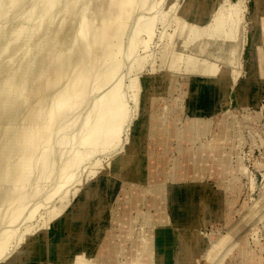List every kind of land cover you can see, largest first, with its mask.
<instances>
[{
  "label": "bare ground",
  "instance_id": "6f19581e",
  "mask_svg": "<svg viewBox=\"0 0 264 264\" xmlns=\"http://www.w3.org/2000/svg\"><path fill=\"white\" fill-rule=\"evenodd\" d=\"M56 1L58 2V0ZM56 1L35 0V7H32L34 5V2L32 0L33 4L31 3L32 6L30 5L32 9L29 10L28 14L26 13V8L28 7L27 9H29L30 7L25 6L24 11L28 16H26V14H23L24 5L22 6L23 12L21 13L20 18L15 16L17 19L16 24L18 23V20H21L25 16L26 17L24 20H26L27 18L26 21H29L28 23L30 26L32 20L36 23V20L33 19L35 16L36 19L38 18L40 20L37 21L39 23H36L34 27H32L33 26L32 24L31 28L29 29L27 28V30L26 28L21 29V26L19 28L17 25V27L19 28L18 29L15 25L14 28H16L17 30L14 31L15 29H13V32L9 34V36L13 35L15 39L14 41L13 37L11 36L9 38V39L12 38L11 45L15 47L18 46L15 43L19 38L17 37L16 40V36L18 35L21 36V34L23 33L25 36H28V39H26L27 37L24 38V35L21 36L20 38L23 37L24 40L26 39L25 41H27V43H24L25 45L27 44L28 46V44H32V46H34V48L31 47L34 50L33 53L35 55L34 59H33L34 55L32 54V58L30 59L31 62L29 63L30 61L29 60L28 63H25L28 60L29 54L28 56H26L27 58L26 59L24 54L26 53L25 52L26 50L22 49V47L20 46L19 47L23 50L20 51L21 53L20 55L24 56L23 60L25 58L24 63L23 61H21L22 64L9 65L11 64V62H8V64L5 62L2 63L1 62L2 60L0 58L1 60L0 61V233L2 230L8 228L7 226L9 225L8 222L9 223L14 222L15 224L16 221L21 218L22 216L21 213L23 209H26V204L30 197L32 198V200H30V203H32L33 201L37 202V200H39V198L34 200L35 198L33 199V197L37 196L38 191L40 193L39 189L40 186H42L41 184L42 180L45 181L46 179H50V177L53 176V178L56 180L53 179L54 182L52 183L55 184L57 178L59 179L61 178L60 180H58L59 185H57L58 181L56 182L57 189L55 188V190H58L60 189V187H62L60 185L61 183L62 185L66 183L64 180L65 178L67 180V175L69 173L71 174V172L68 171L69 170L71 171L72 170L71 168L74 166L73 168L74 169L73 172H74L77 168V165L79 166L77 162L81 163L82 162L81 159L83 157L89 159V157L87 156L90 151H92L91 155L92 154L94 155L95 148L99 146H102L103 147L102 149L111 147L114 144V141L116 142V140L118 139L119 137L118 135H120L119 133L121 131L120 125L122 126V122L126 118L125 116H126L127 104H125L126 100L122 99V94L119 93L118 85L111 86L112 88L110 87L111 89L108 92H106L107 89L106 91L104 90L103 96H101L102 94H98L101 96V98L96 99L95 102L92 99L94 104L91 101L89 105L87 104L88 106L87 112L85 109H84L85 112L84 110L83 111L80 110L85 108L84 104L82 107L81 106L79 107L80 113L81 112L85 113V114L83 113L85 116L82 115V117L83 116L86 117L88 115L86 118L84 117H83L84 119L82 118L81 120L82 124L81 122L80 124H78L79 118L81 117L80 115L78 116L79 118H77L78 122H76L75 116L73 117L74 119L72 120V116L70 117L69 115L72 114L76 115L77 113H74L76 111L71 113L73 108L74 107L78 108V105L81 102L82 103L87 102V101L85 102V100L86 99L88 100V96L94 90L93 88L91 93L87 95L88 86H90V84L88 83L93 81L94 82L93 85L95 84L96 88L98 86L100 87L101 85H98L97 83L102 82L101 81L102 78L104 81L110 80V78H112L113 75L115 76V73H117L119 66L122 67L123 64L125 65V63L123 64L121 63L122 65H120V62L117 61V55L120 53L119 49H120L126 22L129 23L133 19L132 16L136 15V14L132 15L133 13L132 10L133 8L136 7L138 8L139 0H93L94 1L93 5L90 4V6L88 7L86 5L84 6V4L87 1L83 0L84 1L83 4L84 7L82 8L83 10L79 11V9L81 10V7L79 6H78L79 8L76 7L77 11L79 12L75 11V5H77L76 0H71L70 4L66 3L65 2L66 0H64V2L62 3L64 4L66 3V4L65 7L61 8L60 15L63 16V12L65 11L66 15L64 14V17L65 16H66L65 18L71 17V19L70 18L68 19L70 21L72 20L73 22L72 21L69 22L68 20L69 23L66 22L68 23L66 26H64L63 28L58 27L56 32H54L56 29L55 30L53 29L54 34L49 36L48 35L49 32L47 33L45 32V27L47 28L46 31H48V27L50 28V26H53L51 25V23L50 26H48V24L51 21L50 12L52 11V9H54L56 5ZM61 1L62 0H60V2ZM73 1L74 2L76 1V4ZM80 1H78V3ZM83 1H81V3H83ZM152 1L153 0H151L150 2ZM21 2L23 4L25 2V5L27 3L24 0H0V17H2L3 15H5L6 17L9 8L12 6L14 8L16 7V10L18 8V11H20L19 9L21 6L20 7L18 6L22 4ZM30 2L31 1H28V3ZM153 2L155 4V0ZM72 3L74 4V6ZM201 3L205 4L204 8L207 9L208 4L206 3V1L205 3H203V1ZM152 4L149 5V8L151 7L153 9V7L155 6L153 5L152 7ZM157 4L158 5L160 4L158 3V0H157ZM157 4L155 5L157 6ZM181 5H178V7L180 8ZM57 7L55 8V12H53L55 13L54 16L57 14V12L58 13L60 12L59 10H57ZM87 11H92V14L88 15ZM141 11L145 12L143 9ZM141 11H138V15L139 13H141ZM174 11H175L174 13L177 12L176 9H174ZM130 12H132L130 15L131 20L127 21ZM153 12L152 14L155 13ZM203 12L204 10L201 13V18L197 19L195 21L196 23L192 22L190 24V28L187 30H191L193 33L192 37L193 35H195V38L197 36L199 38L198 41L201 40L200 37L205 38V36H207L206 38L207 41H209V39L212 37L218 38L216 42H213L215 44L212 47H210V43L213 41L212 39H210L211 41V42L209 41L210 43L206 41L204 42L203 41L204 39L201 40L203 41V43L201 44H205L206 46L205 48L207 54L204 57H210V58L215 57L218 59L217 61L221 62L222 64H226L227 62L229 63L231 58L230 55L227 54L236 52L238 50L240 51V48L242 47L241 42H239L238 40L239 43L238 42L236 43L230 42L231 44L225 43L226 41L228 42L227 39H229L230 37L231 40L230 39L229 40L234 41L232 37H234L233 33L235 32L231 27H229L228 29V26H227V30L226 31L224 30V28L226 29L225 26L227 23L226 21H224V24H222L223 22L221 23V20L222 18H225L224 17L225 15L221 16L220 23L222 25L220 24V27L212 30L214 28L212 24L211 26L213 28H209L208 26V20H207L208 12H204V13ZM237 12L235 9H233L226 14L227 18L233 21V23H234V19L237 17L238 14ZM11 13L12 15L15 14L13 13V11ZM160 14L163 15V12H161ZM168 14L169 12H167V15ZM138 15H136L137 19L140 18V16ZM142 15L144 14L142 13ZM154 16L155 15H153L152 17L149 14L150 20H147L146 18H148V16L146 13V18H145L146 22L143 24L144 22L143 19L142 22L143 25L140 26L138 25L139 27H137L136 29H131L132 34L130 33V31L128 32L131 35V38L129 39L128 42L129 47H127V49L125 48V50H128L129 53L130 52L134 53L133 51H135L136 44L141 42H143L142 44L144 46V49L147 48L146 47L147 41L145 40L141 41L142 39H140V37L142 36L143 33L146 36H151L154 29V24H156L155 22L159 20V17L161 15H158L157 19L155 18V21L152 19L154 18ZM170 16L171 15H169V18ZM5 17L4 18L2 17L4 21H6L7 18ZM29 17L31 18L33 17L31 21ZM57 18H58L57 20L58 24L61 23L62 20L63 22L66 21L65 19H61V21L59 22L60 19L59 15H57ZM11 19L12 17L10 18V21L8 19L6 23L7 22L8 24L11 23ZM173 19L174 18L171 16L170 21ZM13 20L15 21L14 17L12 19V22ZM166 20L164 19V21ZM170 21L168 22L170 23ZM175 21L179 22L177 20ZM21 22L23 21L21 20ZM63 22L62 24L64 25L65 23ZM137 22L138 21H136L135 24H137ZM176 22L175 24H172L175 25V29L178 26L181 27V25L183 26V28L186 29L187 26L185 24L187 23L184 24V21H180L181 24L178 25V23ZM217 22L219 23V19L217 20ZM161 23L163 22L161 21ZM165 23L161 24V26L163 25L165 26ZM53 24L55 25V23ZM21 25L24 24L22 23ZM131 25L134 24L130 23V26ZM184 25L186 27H184ZM164 26L162 29H164ZM166 26L165 28H167ZM261 26L264 27V19L261 20ZM12 27H13L12 25L11 27H8L9 32ZM183 28H181V31ZM185 29L183 30L185 31ZM132 30H134V33L132 32ZM178 30L179 27L177 29V33L179 34ZM175 31H173V33H175ZM2 33L3 35L4 34L6 35L5 31H2ZM173 33L172 35L169 36L167 35V38L162 46L164 48L162 49L163 51L160 49L163 52L161 53L160 51V54H162V58H163L160 59V61L162 63L163 61H167L170 69H174L178 67L180 63H182L181 60L184 61L183 62L185 65L184 71L191 76L193 81H196L195 84H197L198 86L197 92L200 98L202 99V101L205 100V103H207L209 107L208 112H210L209 114L211 116H209L207 119L202 118L205 112L201 109H195L193 111L192 117H189L187 119L188 123H183V125L177 127L176 126L177 123L175 124V122H170L171 121L170 119L164 121V119L159 117L161 113L158 109L157 111H153V117H152L153 119H151V121L149 122V119L152 114L149 111L147 112V109L143 107L144 102L138 104L139 108L141 107L143 111H141L134 119L135 126H137L140 129L137 142L136 144H134V148L138 150L137 154H133L132 156H129L127 152L116 153L115 155L113 154L105 164L102 163L103 165L97 164L98 160L97 162H94L95 166L94 164L93 166L91 165V169L92 167L93 169L90 172L88 171L89 174H91L90 177L93 175L94 181L91 182L89 186L90 187L89 190H87L86 192L84 191L83 193L86 197V200L77 202L73 210L68 209V204L70 203L68 200L69 198H66V202H65L64 194L61 193L63 195L61 199V203L56 208L54 207L55 209L53 210L50 208L52 211H50V209L47 211L50 212L48 213L46 220L44 219L45 222L42 226V230L43 233L48 234L49 224H51L50 220L55 218L56 219L55 224L57 225L59 230L63 228L65 229L68 228L71 233V237L67 242L65 241L66 238H63L59 235L53 236V240H50V238H46V239L41 238L40 241L35 242L27 252L28 253L27 262H29L30 264H35L40 262L41 259L44 256H46L45 254L46 250L51 246L52 248L55 246L56 247L59 246L60 249L63 251H68V250L70 251L73 247H75L78 244L79 240H83L87 237L86 234L90 226L91 220L95 221V223L92 226L93 230L95 231L93 234L94 242L93 241L92 242L95 245H97L98 251L100 250L102 251L103 249L105 250L106 248L109 251L110 248L113 247L115 249V252L117 251V253L119 254L125 252L126 257H128V259L123 264H150V262L152 263L154 259L157 262H159V264H169L170 252H172V244L174 243V239L170 238V235L172 234V232H175L176 229L180 234L179 244L181 251L184 250L186 253H189L191 251H195V249L196 251L201 250L197 246L198 237H200V232L198 229L193 230L190 228L191 227L198 228L199 226L210 225L212 221L216 219L215 217H218V214L220 212L218 214L217 212L219 211L220 207L223 206V204H225V201L228 199L226 198V196L229 197L227 193H224V190L233 191L234 189H236V187L232 186V184L230 185L226 184V179L230 177V174H233V172H241V171L243 172V170L238 165V162L236 165L234 164L233 166H231L229 160V157L231 156V153L233 152L235 147L234 138L235 136H237L236 135L237 132L234 128L235 126L234 124L236 123L235 120L233 119L227 120L225 118L219 120L216 126L217 129L215 128L218 132L214 135L212 134L213 135L212 139H209L207 142H203V143L199 142V137L206 135V133L210 131V125H212L211 118L215 115L218 104H220L221 102L224 103L226 102L229 85L227 83L228 81L225 80L223 81L224 79L223 76L225 75L224 70L218 69L217 66L214 63H210V61L200 59L201 54L198 50L200 44L194 45L193 43V46L191 45V47H189L188 46L189 42L185 41L184 36L182 37L183 40H178V42L177 40L176 41L174 40L175 43L170 41L171 36H174ZM184 33L186 34V35L184 34L186 36V39L188 37V40H190L189 35L186 32ZM180 35L182 36L181 32ZM9 36L7 33L6 38H8ZM176 37H178L177 34ZM6 38L0 37V40L1 41L5 40L4 42L8 43L9 40H7ZM20 38L19 41L21 40L22 42L23 39ZM235 40H236V34H235ZM12 41H14L15 45L13 44ZM217 42H219V44H217ZM7 45L6 47H4L5 44L4 46H0V57L2 54L1 52H3L5 55V50H6L5 48H7ZM19 47H16V49L18 48L19 50ZM255 49H256L255 58L257 62V67H256L257 74L255 75V77L256 76L260 77L264 73V34L262 35V39L260 41L259 46H257ZM186 50H189L191 54L184 56L183 53ZM128 51H124V55H123L124 59L126 60H128L127 59L128 57L125 58V54ZM10 52L11 53L13 52V55L15 54L14 50ZM18 53L19 52H16V54ZM20 57L19 59H21ZM142 57L145 58L147 56H141L140 59L138 57L139 60L136 58L137 61H135V63H137L136 64L137 67L138 66L141 67V62L143 61ZM11 60L12 59H8V61ZM5 61H7L6 56H5ZM14 62L15 61H12V63ZM158 63L160 65V62ZM133 65L134 64H132L131 66L133 67ZM166 65L167 64H165V67ZM131 66L127 65L126 67L125 65V69L126 71L129 70L128 74L130 73V75L133 69H136L137 71L139 69L138 67V68H133L131 70ZM128 67L130 68L127 70ZM236 73L237 72H235V75ZM124 76L126 77V74ZM98 77H100V80L98 79ZM128 77L129 76H127V79ZM221 79L222 81H220ZM131 80H130L131 82L130 86L132 87V89L134 88V92L137 93L140 90V88L143 86V83L138 79L133 80L131 78ZM131 87H130V91L132 93ZM96 88L93 93L96 92ZM127 88L129 89V86ZM99 92L101 93L103 92V90L101 89V91ZM255 94L256 92L252 86V80L247 79L243 84V86L241 87V97L243 99H247L249 97L255 96ZM84 97L85 100H82ZM123 97L125 98L126 96L123 95ZM132 97H135V94ZM90 98H92V96H90ZM152 103L153 104L157 103V100L156 101L153 100ZM74 110H76V108H74ZM133 112L135 114V111ZM131 115H133L132 112ZM158 117L161 119V121H157ZM71 124L73 125L72 131H74V129H77L78 132L79 130H83V131L81 133V136H79L80 132L78 133L79 139L78 137H75L77 130L75 131V134L71 132V136H73L74 134V136L71 137V141L73 142L76 138L75 140L76 143L74 142L75 143L74 146L72 143V147L66 148L64 142H66V140L67 141L70 140L68 139L70 138V133L69 136H67L68 134L66 133V130L69 127L68 131H71L70 130ZM75 124H77L78 127ZM174 138L178 140L177 147L180 149V153H179L180 156L177 158V160L173 158L171 162L172 166L169 168V171H167L166 166H167L168 158L170 156L168 158H166L165 156L163 158L157 159L155 149L154 148L152 149V145H154L155 141L158 142L155 143L161 144L160 146L164 148L163 153H165V151H168L169 154L170 151L169 148L171 147L170 141L171 139ZM147 139L148 140L151 139V141L153 140L151 144V149L148 151L146 145L144 146ZM257 142L259 141L257 140ZM61 145L66 149L65 151H67V149L70 151V149L72 148L68 156H64L65 155L63 153L64 149H61L60 147ZM87 145H89L90 149L88 148ZM86 146L89 150L86 149ZM114 146H116V144H114ZM225 146L227 148H225ZM120 147L121 146H119L118 148ZM211 153L213 154V156ZM159 154L161 155V153ZM91 160L96 161L94 159ZM183 163L188 164V166H183L182 165ZM75 164H76V168H75ZM88 165L90 166L89 163ZM104 168L107 169L109 168V170L113 174L112 176L113 179L117 180V182L114 185L109 184L108 190L107 191L105 190L107 196H105V198H101L100 194L104 190V179L101 178L102 175L101 173H102V169ZM36 172H38V175L36 174ZM129 174L131 178L130 179L131 181H129V183H131V185H129V187L127 188L124 187V189L122 190V194L127 196L133 194L132 192H134V194L132 198H128L130 199L129 201L127 199V204L129 205L128 208L115 209V212L112 216L113 220L115 221L114 223L120 230L119 232L123 237V238L121 237V240L119 242H115L114 234L111 235V233L113 232L107 230V225L109 221L108 210L110 211L109 216L112 213L111 212L112 209H108V207L111 201L113 200V198L115 199L114 195L118 183L125 180ZM33 175L34 176L37 175V176L35 179L32 180L31 176ZM208 175H210V177L211 176L214 177L215 180L217 179L218 182L217 189L220 190L219 192L220 195L216 194L218 192L214 191L212 193H209V196H207L206 193L205 195L202 194L201 197V195L197 192V190H199L198 186L203 183L202 182L203 178ZM70 176L72 177V174L69 175L68 178H70ZM80 176L78 180L77 178H75L79 183L77 182V185L71 189L74 190L71 194L68 195L67 193L68 197H70L73 193H75L76 192L75 190L77 191L79 190V186H81V184L83 183V181L80 179L81 178ZM86 176L88 175L86 174ZM79 180L82 182H80ZM75 181H73V184L74 183L76 184ZM45 184L46 182H44L43 185ZM43 187H41V189H43ZM46 188L43 190L45 191ZM67 190L70 192L69 188ZM67 190L66 192H68ZM47 192L45 191V195L43 194V196L46 197L45 200L41 199V202L50 200L47 198L46 195ZM51 194L52 195L55 194L54 190L52 192L51 190L49 191V196H52ZM39 201L37 202L38 204H40ZM91 202H95V206H97V211H96L97 213L102 212L103 210H105V212L98 214L99 216L96 215V212L89 214L87 205L88 203ZM34 203L30 205L33 206ZM165 203H166V210H168L167 216H165L163 213V210L165 208L164 206ZM120 204L121 203H119V205ZM141 204H143L145 210L141 211V216H143V218L141 217L142 224L140 230L137 233L140 237L139 240L134 235L135 233L133 232V227L131 224L133 218L138 217V213L142 209ZM199 209L200 210L203 209V212H205L202 219L198 217ZM133 213L135 214V216H133ZM90 215H92V217H90ZM4 222L7 224L5 225L7 226L6 228L3 226ZM29 232L30 231L28 228V233ZM146 232L152 236L154 235L153 243L151 241L152 236L150 237L148 236L147 238L144 237L143 234H145ZM21 233L22 232H20V234ZM203 236H205V233H203ZM21 237L24 240V238L27 237V232L21 234ZM125 239L131 241L130 242L131 249L129 248L130 251L126 249V247L124 246L126 242L124 243L123 241H125ZM60 240L63 242H61ZM6 241H7V235L0 238V250L4 247ZM121 241L123 242V246L125 247L126 251H123L124 248L122 245H120ZM17 244L16 246H19V244L18 245ZM90 247H91L90 244H88L82 252L76 253L74 256H72L71 257L73 258L72 263H75L77 261L78 264H83L82 257ZM152 247L154 248V254L151 251ZM13 248L15 250V247ZM180 250L178 249V251ZM202 250L204 251L203 248ZM206 250L207 249H205V252ZM263 250L264 248L260 249V251ZM255 251L257 250H247V251L240 250L237 262L239 263V261L241 260L249 264H264L262 257L256 254ZM9 253H8V257H9ZM179 254L182 255V253ZM2 258L3 257H1V259Z\"/></svg>",
  "mask_w": 264,
  "mask_h": 264
},
{
  "label": "rangeland",
  "instance_id": "374dc122",
  "mask_svg": "<svg viewBox=\"0 0 264 264\" xmlns=\"http://www.w3.org/2000/svg\"><path fill=\"white\" fill-rule=\"evenodd\" d=\"M24 1L27 2L26 5H25V2L23 4L22 3L23 1H22L21 2L22 4H20L18 6V7L21 6L19 9L20 11H18V8L16 10V7L14 8L12 6L9 8L8 14L6 15L7 18L5 17V15H3V16L1 15L3 18L4 17L6 18V21H8V19L10 21L11 17H12V19H13V17L15 19V21L13 20V22L11 19V23L8 24V22L6 23V21H4V19L2 17H0V20L2 19L0 21V32L2 35H3L2 31H5V33H6V35L4 34L3 37L0 34L1 38H6L7 33L9 36V34L11 32H13V29H15L14 31H16L17 29L14 28L15 25H16V27L18 25L19 28L21 26V29L26 28V30H27V28L28 29L31 28L32 24H33L32 27H34L36 23H39L37 21H40V20L38 18L36 19L35 18L36 16L34 18L32 17L33 19L36 20V23L32 20L31 17H29L30 21L32 20V22H33V23L32 22L30 23L31 26L28 23L29 21H26L27 18H26V20H24L25 17L28 16L27 14H28L29 10H31L32 7H35V0H33V2H34L33 6H32V4H33L32 0H24ZM28 1H31V2L28 3ZM76 1H77V5H75V11H77L76 7H78V6L81 7V10L79 9V11H82L83 10L82 8L85 5L88 7V6H90V4L93 5V2H94L93 0H89V1L84 0V1H87L84 4L83 0H81V1H83V3H81L80 0H76ZM76 1L75 2L73 1V2L76 4ZM78 1H80V2L78 3ZM150 1L151 0H139V6L137 5L138 8L137 7L133 8V10H134V11L132 10L133 13L130 12L127 21L131 20V17H130L131 13H132V15H134V14L138 15V11H141L142 9L145 12L148 11V12H146L148 18H146V13L141 11V13H139V15H138V16H140V18L138 17L140 20L137 19L136 15H134V16H132L133 19L129 23L126 22L122 41H121V45H120V49H119L120 53L117 55V61L120 62V65L125 63V65L127 67V65L131 66L132 64H134L133 67L131 66V70L133 68L139 67V66L138 67L136 66V64H137V63H135V61H137L136 58L138 59V57H139V59H140L141 56H147V57H145L146 59L144 57H142L143 61L141 62V67H139L140 71H139V69H138V71L136 69H133L131 71V75H130V73L128 74V71H129L128 69L130 67H128L127 68L128 71H126L125 65L123 64L124 67L119 66V69H118L117 73H115V76L113 75L112 78H110V80H107L108 82L106 80L104 81L102 78V80H101L102 82L97 83L98 85H101L100 87L98 86L96 88V85L95 84L93 85V83H94L93 81L88 83V84H90V86H88L87 95L90 94L94 88V90L92 91V93H93L95 91V88H96V92H95L96 94L93 93L95 96L91 93L88 96V100L87 99L85 100V97H84L82 100H85V102L86 101L87 102L86 103L81 102L82 104L80 103L78 105V108L74 107V108H76V110H74V108H73L71 113L76 111V112H74V113H77L76 115H73V114L69 115L70 117L72 116V120L74 119L73 117L75 116L76 122H78L77 118H79L78 116L80 115L81 119L79 118V123H78V124H80L82 118L85 116L84 115L85 110H86V112L88 111L87 104L89 105L91 102H93V101L95 102L96 99H100L101 96H103V94H104V90L106 91V89H107L106 92H108L112 88L111 86L118 85L119 86V93L122 94V99L126 100L125 104H127V106H126V116H125L126 118L123 120L122 126L120 125L122 132L120 131V133H119L120 135H118L119 136L118 139L116 140V142L114 141V144H116V146H114V144H113L111 147H107L105 149H102L103 147L99 146V147L95 148V150H94V155L96 153L95 156L93 154H92L93 155L92 156L91 155L92 151H90L89 152L90 156H89V153H88V156L86 155L87 157H89V159L85 158V157H83L85 160L83 158L82 159L80 158L82 162L81 163L77 162V164H79V166L77 165V168H76V164H75L76 170L73 172V170H74L73 169L74 166H73L71 168L72 170L68 171V172H71L72 177L70 176V178H68V176L71 175L69 173L67 175V180H66V178L64 180L66 183L63 185L61 183L60 185L62 187H60V189H58V190H55V188L57 189L56 186L59 185L58 180H60L61 178L59 179L56 177L57 181H58V182L56 181L57 185H56V182H55V184L52 183V182H54L53 176H51L50 179H46L47 181L42 180V183H41L42 186H40V184H39L40 193L38 191L37 196H35L36 195L35 194L34 195L35 197H33V199L35 198L34 200L39 198L40 201L37 200V202L39 201L40 204H38L36 201H33V202L31 201L32 203L35 202L34 203L35 205L34 204H33V206L30 205V204H32V203H30V200H32V198L30 197L31 199L30 198L28 199L27 204L25 202L26 209H28V210L23 209V211H22L23 214L21 213L22 216H21V218L19 217L21 219V220L19 219L20 221L17 220L15 224H14V222L13 223L8 222L9 225H7L4 222L3 226L5 228L8 226V228L1 231L0 238L7 235V241L5 242L4 247L0 250V252H1L0 264H30L29 262H27V254H28L27 252L33 246V244L37 241H40L41 238H45V239L50 238V240H53V236L59 235L63 238H66V240H65L66 242L70 239L71 233H70L69 229L63 228V229L59 230V228L55 224V221H56L55 218L50 220L51 224H49V233L48 234L43 233L42 226L46 220L48 213L50 211H52L53 209H55L61 203V199L63 197L62 194H64V197H65L64 201L65 202H66V198H69L68 199L70 202L68 204L69 210H73L75 205L77 204V202H81V201L86 200V197L83 193H84V191L86 192L87 190H89V188H90L89 186H90L91 182L94 181L93 175L91 176L92 177V179H91V177H90L91 174H89V172L93 169V167L91 169V165L93 166L94 162H97V160H98L97 164L103 165L108 161V159L113 154L115 155L116 153H126L127 152V154L129 156H132L133 154H137L138 150L134 148V144H136V142H137V138H138V134H139L140 129L137 126H135L134 119L137 117V115L141 111H143L141 109V107L139 108L138 104H141L144 102L143 107L147 109V112L149 111L152 114L150 119H149V122L151 121V119H153L152 118L153 117V111H157V109H158L161 113V115L159 117L164 119V121H167L168 119H170L171 120L170 122H175V124L177 123L176 124L177 127L183 125V123H188L187 119L189 117H192L193 111L195 109H201L205 112L203 114L202 118L207 119L209 116H211L209 114L210 112H208L209 107H208L207 103H205V100L202 101V99L200 98V96L197 92L198 86H197V84H195L196 81H193L191 76L187 72L184 71V69H185V65L183 63L184 61L181 60L182 63H180V65L174 69L169 68L167 61H163V63L160 61V59H163L162 54H160V51L162 49H164L162 47L164 44V41L166 40L167 35L168 36L172 35L173 31H175V30H176L175 33L177 34V36L179 38L176 37L175 33H173L174 36H171L170 41L175 43L174 40L175 41L177 40V42H178V40H183L182 37L184 36L185 41L189 42V44H188L189 47H191V45L193 46V43H194V45L200 44L198 47V50L201 54L200 59H204L206 61H210V63H214L218 69H220V70L223 69L225 72V75L223 76V78H224L223 81L224 80L228 81L227 83L229 85L228 86V92H227L228 96L226 97V102L225 103L221 102L220 104H218L217 109H216V113L211 118L213 120V121L211 120V124L213 125V127H212V125H210V131H208L206 133V135L199 137V142L203 143V142H207L209 139H212L213 135L218 132L216 130L217 129L216 126H217L219 120L224 119V118L227 120H230V119L235 120L236 123L234 124L235 125L234 128L237 132L236 133L237 136H235V138H234L235 147H234L233 152L231 153V156L229 157V160H230L231 166H233L234 164L236 165L238 162V165L241 167L243 172L242 171L241 172H233V174H230V177H228L226 179V184H228V185L232 184V186H235L236 189H234L233 191L232 190L231 191L230 190H227V191L224 190V193H227V195L229 196V197L226 196V198H228L229 200L227 199L225 201V204H223V206L220 207L217 214L219 212L220 213L218 214V217H215L216 219L212 221V223L210 224L211 226L207 225V226H199L198 228H194V227L190 228L193 230L194 229L199 230L201 238L198 237V245L197 246L201 250L196 251V249H195V251H191L189 253H186L184 250L181 251L180 250V244H179L180 234H179L177 229L175 232H172V234L170 235V238L174 239V243L172 244V252H170V258H169L170 263L169 264H249V263L241 261V260L239 261V263L237 262L240 250L241 251L257 250V251H255L256 254L261 256L263 261H264V250L260 251L261 248H264V144H263L264 143V141H263L264 140V73L260 77H258V76L255 77V75L257 74L256 73L257 62H256V58H255V51H256L255 48L257 46H259L260 41L262 39V35L264 34V27L261 26V20L264 19V0H161V1L158 0V3H160L159 5L157 4V0H155V4H157L158 7L154 4V2H153L154 0L152 2H150ZM202 1H203V3H205V1H206V3L208 4L207 9L204 8L205 4H202L201 3ZM62 2H64V0H62L61 2H60V0H58V2L56 1V5L58 7L55 5L54 9H52V11L50 12L51 13V15H50L51 21L49 22L48 26H50V23L53 26H50V28L48 27V31H46L47 28L45 27V32L46 33L49 32V34H48L49 36L53 35L54 34L53 31L56 29L54 31V32H56L58 27L63 28L69 22L72 21V20L70 21L68 19V18L71 19V17H68V18H65L66 16L64 17V14L66 15L65 11L63 12V16L60 15L61 14V11H60L61 8L65 7L66 3L70 4L71 0H68V1L66 0L65 4ZM89 2H91V3H89ZM148 2H150V3H148ZM57 3H59L60 6H62V7H60L59 4H57ZM80 3H81V5H80ZM87 3H88V5H87ZM181 3H182V5H181ZM83 4H84V6H83ZM151 4H152V7H153V5L155 7H153V9L150 7L151 8V10H150L149 5H151ZM177 4L181 5L180 8L178 7ZM147 5H148V7H147ZM176 5L179 9L176 7ZM22 6L24 8L23 11L25 10V6L30 7L29 9H27L28 7L26 8L27 14L25 13V11L24 12L22 11ZM73 6H74V4H73ZM56 7H57V10H59L60 12L58 13L56 10L57 14L54 16L55 13H53V12H55ZM59 7H60V9H59ZM174 9H176V11L178 9V11L176 13H174L175 12ZM233 9H235L236 12L238 11L237 17L234 19V23L229 18H227V15H226L227 13H229ZM203 10H204V12H208V15H207L208 26H209V28L214 27L212 30L220 27V24L222 22H223L222 24H224V21H226V23H227L225 26L226 29L224 28V30L226 31L227 26H228V29H229V27H231L233 29V31H235L233 33L234 37H232L234 39V41H230L231 40V37H230L229 38L230 40L227 39L228 42L226 41L225 43H228V44L230 42L236 43V42H238V40H239V42H241L242 47L240 48V51L238 50L239 52L236 51V52H232L230 54H227V55H230V58H231L229 63L227 62L226 64H222L221 62L217 61L218 59L215 57H212V58L204 57L207 54L206 48H205L206 46H205V44H201V43H203V41L210 43L211 42L210 39H212L213 41L210 43V47H212L215 44L213 42H216V40H218V38L212 37L209 39V41H210L209 42L206 39L207 36H205V38L200 37L201 40L204 39L203 41L200 40L201 41L200 42V41H198L199 38L197 36H196L197 39L195 38V35H193V37H192L193 33L191 30H187L190 28V24L192 22H195L197 19L201 18V13ZM10 11L11 12L13 11V13H15V14L12 15V13ZM79 11H77V12H79ZM166 11L169 12L168 15H167ZM22 12H23V14H26V16L24 15L25 16L24 18H22V16H21V18H22L21 20L23 22H21V20H18V23L16 24V22H17L16 17L20 18V15ZM87 12H88V15L92 14V11H87ZM152 12L154 14H152ZM157 12L158 13L163 12V15H165V16H163L160 13L158 14ZM164 12H165V14H164ZM52 13H53L54 17L52 16ZM142 13L144 15H142ZM149 14L152 17H153V15H155L154 18H152L154 21H155V18L157 19L158 15H161L164 18L160 16L161 18L159 17V20H158L160 22H158V21L155 22L156 24H154V29H153L151 36H146L144 33L141 36V34H140V36H141L140 39H142L141 41H144V40L147 41V43H146L147 48L144 49V46L142 44L143 42L137 43L136 47H135V51H133L134 53L130 52L131 53V55H130L129 51L125 50V48L127 49V47H129L128 42H129V39L131 38V35L128 32L130 31V33H131V29H136L140 25H143L146 22L145 18L147 20H150ZM173 14L174 15L176 14L175 17ZM57 15L60 16L59 22L61 21V19H65L66 21L63 22V20H62L61 23L58 24L57 20L59 17L57 18ZM169 15H171L174 19L170 21L171 16L169 18ZM178 15L182 16V17H179ZM223 15H225L224 16L225 18H222V20H221V16H223ZM9 16H10V18H9ZM177 18H179V19H177ZM134 19H136V20H134ZM143 19H144V22H143ZM164 19L165 20L167 19L168 21H170V23L167 20L164 21ZM211 19H212V21H211ZM218 19H219V23L217 22ZM53 20H54V22H53ZM68 20H69V22H68ZM175 20H177L179 22H176ZM220 20H221V23H220ZM136 21H138L137 24H135ZM161 21L163 23H161ZM180 21H184V24L187 23V24H185L187 27L184 25V27H186V29H185V28H183L182 25H181V27L178 26L179 30H180V31L178 30V32H179V34H178L177 33L178 27L176 26L177 28L175 29V25H172V24H175V22H176L179 25V24H181ZM19 22H20V24H19ZM62 22L65 24L63 25ZM66 22H68V23H66ZM142 22H143V24H142ZM22 23L24 25H21ZM53 23H55V25ZM130 23L134 24L131 26L132 27L134 26L135 28L134 27L132 28L130 26ZM160 23L161 24L165 23V26L167 23H169L171 25L167 24V26H166L167 28H165V26L163 25L164 29H162L163 26H161ZM217 23L219 24V26ZM25 24H27L29 26H27ZM128 24L130 27L128 26ZM188 24H189V26H188ZM211 24L213 27L211 26ZM7 25H9V26H7ZM11 25L13 27L10 29V32H9L8 27H11ZM168 25H169V27H168ZM5 27H6V29H5ZM51 27H53V28H51ZM234 27H235V29H234ZM181 28L185 29V31L183 29L181 31ZM51 32H52V34H51ZM132 32L134 33V30H132ZM180 32L182 33V36L180 35ZM184 32H186L189 35V38L191 41L188 40V37L186 39V36H185L186 34ZM188 32H191V33H188ZM235 34H236V40H235ZM23 35H24V33L21 34V36H23ZM129 35H130V37H129ZM179 35L181 36V39H180ZM10 36L8 38H6L7 40H9V42L6 41L8 43H5L4 42L5 40L4 41L0 40V46H4V44H5L4 47H6L7 44L9 45V46L7 45V48H5L6 49L5 55L3 52H1L2 54H1L0 58L2 61L1 60L0 61L2 63L5 62L7 64H8V62H11V64H9V65H12V64L18 65V64H22L21 61H23V63H24L26 56H28V54H29L28 60L25 62V63H28V61L32 58V54L34 53V50L32 49V48H34V46H32V44H28V46H27V44L26 45L24 44V43H27V41H25V40L28 39V36L24 35V38L27 37L25 40L23 37L20 38L21 37L20 35L16 36V40H17V37H19L20 39H23L21 42V40L19 41V38H18V40L15 44L18 45L16 47L20 46V47H22V49L26 50L25 51L26 53H24L25 54L24 60H23L24 56L20 55L21 54L20 51H23V50L20 47L18 50V48L16 49L15 46L11 45L12 44L11 43L12 38L9 39ZM11 37H13V35ZM13 39H14V37H13ZM192 39H193V41H192ZM14 41H15V39H14ZM14 41H12L13 44H14ZM18 42H19V44H18ZM22 43H23V45H22ZM217 44H219V42H217ZM256 44H257V46H256ZM28 47H29V49H28ZM12 50H14V53H15L14 55H13V52L12 53L10 52ZM124 51H128L126 53L127 56L125 54V58L128 57L127 58L128 60L124 59V57H123ZM162 51H161V53H163ZM7 52L9 54V57H8ZM16 52H19L18 54L21 57L18 54H16ZM183 54H184V56H187L188 54H191V53L189 52V50H186ZM22 55H23V53H22ZM5 56H6L7 61H5ZM19 57L22 60L19 59ZM34 57H35V55L33 56V59H34ZM156 57H158L159 59ZM8 59H12V60L8 61ZM152 59H153V61H152ZM211 59H212V61H211ZM122 60H124V61H122ZM12 61H15L16 63L15 62L12 63ZM30 62H31V60L29 61V63ZM158 62H160V65ZM130 63H131V65H130ZM161 63H162V65H161ZM165 64H167L166 67H165ZM180 66H182V67H180ZM120 68H122V69H120ZM167 68H168L169 72L167 71ZM177 70H179V71H177ZM170 71H171V73H170ZM175 71H177V72H175ZM231 71H232V74H231ZM146 72H148V73H146ZM235 72H237L236 75H235ZM134 73L136 74V76ZM125 74H126V77L124 76ZM237 74H238V76H237ZM233 75H235V76H233ZM127 76H129L130 78L128 77V79H127ZM131 78L133 80L138 79L139 81H141L143 83V86L140 88V90L137 93H135L134 88L132 89V87L130 86ZM98 79L100 80V77H98ZM247 79L252 80V86H253L256 94L253 97L243 99L241 97V87L243 86V84L245 83V81ZM220 81H222V79ZM96 82H97V80H96ZM119 83H120V85H119ZM102 86H104V87H102ZM128 86H129V89L127 88ZM89 87H91L92 89ZM130 87H131L132 93L130 91ZM101 89L103 90V92L100 93L99 91H101ZM98 94H102V95L100 96ZM134 94H135V97H132V96H134ZM123 95L126 96L125 97L126 99L123 97ZM90 96H92V98H90ZM93 96L95 99L93 98ZM89 98H90V100H89ZM92 99H93V101H92ZM153 100H155V101L157 100V103L153 104L152 103ZM135 101H136V103H135ZM94 102H93V104H94ZM83 104H84L85 108L80 109V110L83 111L85 109L83 112L84 114L82 112L80 113V111H79V107L80 106L82 107ZM133 111H135V114ZM78 112H79V114H78ZM131 112L133 115H131ZM82 115H84V116L82 117ZM86 117H84V118H86ZM159 117H158L157 121H161V119ZM220 117H222V118H220ZM253 118H255V119H253ZM129 119L131 122L129 121ZM81 124H82V122H81ZM75 125L78 127L77 124H75ZM68 129H69V127H68ZM68 129L66 130V133L68 134L67 136H69V133H70V138H68L70 140L69 141L66 140V142H64V144L66 145V148H68V147L70 148V147H72V143H73V146L76 143V141H75L76 138L72 142L71 137L74 136L75 131L77 129H74V131H72V129H73L72 124L70 125L71 131H68ZM82 131L83 130H79V132H80L79 136H81ZM71 132L74 133L73 136H71ZM79 132L77 130V132L75 134V137H78V139H79V136H78ZM66 139H67V137H66ZM257 140L259 142H257ZM152 142H153V140L151 141V139L146 140L144 146L146 145L147 151L151 149ZM155 142H154V145H152V149L153 148L155 149L157 159L163 158L165 156H166V158H168L170 156L168 158L169 163L167 162V166H166L167 171H169V168L172 166L171 162H172L173 158L177 160V158L180 156V154H179L180 149L177 147L178 140H176L175 138L171 139V141H170L171 147L169 148V150H170L169 154H168V151H165V153H163L164 148L162 146H160L161 144H156L158 142H156V143ZM68 143H69V146H68ZM64 144H63V146H64ZM87 146L90 149L89 145H87ZM87 146H86V149L89 150L87 148ZM119 146H121V147L118 148ZM60 147H61V149H64V152H63L65 154L64 156H68L69 153L71 152V149H72L71 148L70 151L68 149H67V151H65L66 149L64 147H62V145ZM83 148H85V147H83ZM225 148H227V147L225 146ZM156 149L158 152L156 151ZM114 151H115V153H114ZM61 153H62V151H61ZM66 153H67V155H66ZM159 153H161V155ZM212 156H213V154H212ZM154 158H155V156H154ZM91 159H94L96 161H93ZM231 162H233V163H231ZM88 163L90 164V166L88 165ZM182 165L188 166V164H186V163H183ZM94 166H95V164H94ZM86 169H87V171H86ZM153 170H154V168H153ZM128 173H129V171H128ZM181 173H184V172H181ZM236 173H238V174H236ZM239 173H240V175H239ZM36 174L38 175V172H36ZM86 174L88 176H86ZM101 174H102L101 178L104 179V190L101 192L100 196H101V198H105V196H107L106 191L109 188V184L114 185L117 182V180L113 179V177H112L113 174L111 173L109 168L108 169L107 168L102 169ZM37 175H35V176L33 175L34 178H33V176H31L32 180L35 179ZM79 176L81 177L80 179L83 181V183L81 184V186H79L78 191L75 190L76 192L73 193L70 197H68V195L74 191L71 189L77 185V182H78L77 180L79 179ZM85 177L87 178V180ZM209 177H210V175L205 176L203 178V181H202L203 183L198 186L199 190H197V192L201 195V197H202V194L205 195L206 193H207L206 195L209 196V193H212L214 191L218 192L216 194L220 195V193H219L220 190L217 189V184H218L217 179L215 180V178L212 176L210 178ZM75 178H77V180ZM212 178H214V179H212ZM130 179L131 178H130V174H129L125 180L118 183V186L116 188V192L114 195L115 199L113 198V200L111 201V203L108 207V209H112L111 210L112 213L109 216L110 211L108 210L109 221H108V225H107V230L113 232V233H111V235L114 234V236H115L114 241L115 242H119L121 240L122 236L119 232L120 230L118 229V227L114 223L115 221L113 220L112 216L115 212V209L128 208V206H129L127 204V199L132 198L134 192H132L133 193V194H131L132 196L131 195L127 196V195L122 194V190L124 189V187L127 188V187H129V185H131V183H129V181H131ZM54 180H56V179H54ZM48 181H50L51 183ZM73 181H75L76 184L75 183L73 184ZM82 181H80V182H82ZM44 182H46L45 185H43ZM127 183H128V186H127ZM71 184H72V186H71ZM43 186H45V187H43ZM41 187H43V189H45L47 187L45 191L47 192V190H48L46 195H47V198L50 200L46 199L47 201L41 202V199L45 200V197H46V196L45 197L43 196V194L45 195V191L43 189H41ZM68 188H69L70 192L67 190ZM52 189L54 190L55 194L54 195L51 194L52 196H49V191L51 190V192H52L53 191ZM66 190L68 192H66ZM65 193H66V196H65ZM67 193H68V195H67ZM60 195H61V198H60ZM116 195H118V196H116ZM58 199H60V200H58ZM129 200L130 199H128V201ZM119 203H121V204L119 205ZM28 204H29V206H28ZM36 204H37V206H36ZM141 205L140 206L142 207V209L138 213V217L133 218L132 224H131L133 227V232L135 233L134 235L139 240H140V237L137 233L140 230L141 224H142L141 217L143 218V216H141V211L145 210V208L143 207V204H141ZM164 206H165V208L163 210V213L165 216H167L168 210H166V203L164 204ZM29 207H30V209H29ZM87 207H88L89 214L97 211V206H95V202L88 203ZM49 209H50V211L47 212ZM104 212H105V210H103L102 212H98V213L96 212V215L99 216L98 214H101ZM44 213H45V215H44ZM204 214H205V212H203V209L202 210L199 209L198 217L202 219ZM23 216H24V218H23ZM133 216H135L134 213H133ZM90 217H92V215H90ZM26 218L27 219L29 218V219L27 220ZM91 223H92V225H91ZM94 223H95V221H93V220L90 221V226H89L87 234H86L87 237L83 240H79L78 244L75 247H73L70 251L69 250L63 251L60 249L59 246H57V247L55 246L53 248L51 246L46 250V252H45L46 256H44L40 262L35 263V264H78L77 261L75 263H72L73 258H71V257L74 256L76 253L82 252L88 244H90L91 247L87 250V252L82 257V261H83L82 263L83 264H123L124 262H126L128 257H126V253L123 251H126L125 247L128 250H129V248L131 249V243H130L131 241H128L127 239H125V241H123L124 243L126 242L124 244L125 247L123 246V242L121 241L120 245L123 246L124 250L122 251L123 253H120V254L117 253V251L115 252V249L113 247H111L109 251L107 248L105 250L103 249L102 251L101 250L98 251L97 245H95L93 243L94 242L93 241V238H94L93 234L95 231L93 230L92 226ZM5 225H7V226H5ZM115 227L117 228V230ZM28 228L30 231L29 233H28ZM32 230H33V232H32ZM146 230H148V229H146ZM20 232H22L21 234H23L24 232H27V237H25L24 240L21 237ZM203 233H205V236H203ZM143 235L145 238H147L148 236L149 237L152 236L147 232ZM153 236L151 239L152 243H153ZM20 237H21V239H20ZM18 240H19V243H18ZM235 241H237V242H235ZM61 242H63V241H61ZM17 243L19 244V246H16ZM154 245H155V243H154ZM197 246H196V248H197ZM13 247H15V250ZM202 248L204 249V251L202 250ZM178 249L180 251H178ZM205 249H207L206 252H205ZM235 249H236V251H235ZM11 250L13 253L11 252ZM151 251L154 254V248L153 247H152ZM9 252H11V253H9ZM8 253H9V257H8ZM179 253H182L183 256ZM10 255H11V257H10ZM179 256H181V257H179ZM1 257H3L4 259L3 258L1 259ZM5 258H7V259H5ZM180 258L183 260H181ZM154 260L152 263L150 262V264H159V262H157L156 260L154 261Z\"/></svg>",
  "mask_w": 264,
  "mask_h": 264
}]
</instances>
